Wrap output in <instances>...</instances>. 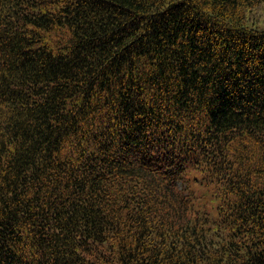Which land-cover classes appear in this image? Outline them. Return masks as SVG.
Here are the masks:
<instances>
[{"label": "trees", "instance_id": "16d2710c", "mask_svg": "<svg viewBox=\"0 0 264 264\" xmlns=\"http://www.w3.org/2000/svg\"><path fill=\"white\" fill-rule=\"evenodd\" d=\"M0 264H264V0H0Z\"/></svg>", "mask_w": 264, "mask_h": 264}, {"label": "rangeland", "instance_id": "374dc122", "mask_svg": "<svg viewBox=\"0 0 264 264\" xmlns=\"http://www.w3.org/2000/svg\"><path fill=\"white\" fill-rule=\"evenodd\" d=\"M194 194L196 196H202L201 200L204 201V207H208L212 217L215 219L217 216V199L214 196L212 190L204 184H201L197 188L192 185Z\"/></svg>", "mask_w": 264, "mask_h": 264}]
</instances>
